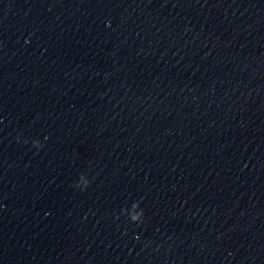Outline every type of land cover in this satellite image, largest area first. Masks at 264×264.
Segmentation results:
<instances>
[{"label":"clouds","instance_id":"9594fccd","mask_svg":"<svg viewBox=\"0 0 264 264\" xmlns=\"http://www.w3.org/2000/svg\"><path fill=\"white\" fill-rule=\"evenodd\" d=\"M35 143V141H33V144Z\"/></svg>","mask_w":264,"mask_h":264}]
</instances>
